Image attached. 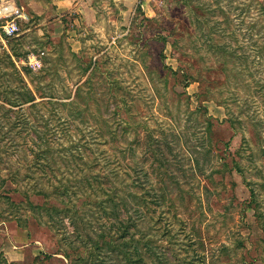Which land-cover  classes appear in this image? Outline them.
Returning a JSON list of instances; mask_svg holds the SVG:
<instances>
[{
    "label": "rangeland",
    "instance_id": "1",
    "mask_svg": "<svg viewBox=\"0 0 264 264\" xmlns=\"http://www.w3.org/2000/svg\"><path fill=\"white\" fill-rule=\"evenodd\" d=\"M61 1L0 0V264H264V0Z\"/></svg>",
    "mask_w": 264,
    "mask_h": 264
},
{
    "label": "built area",
    "instance_id": "2",
    "mask_svg": "<svg viewBox=\"0 0 264 264\" xmlns=\"http://www.w3.org/2000/svg\"><path fill=\"white\" fill-rule=\"evenodd\" d=\"M18 12L17 10L15 11H10L9 16H17ZM19 32V28L17 24L14 21L10 22H5L4 24L0 25V36H14Z\"/></svg>",
    "mask_w": 264,
    "mask_h": 264
},
{
    "label": "trees",
    "instance_id": "3",
    "mask_svg": "<svg viewBox=\"0 0 264 264\" xmlns=\"http://www.w3.org/2000/svg\"><path fill=\"white\" fill-rule=\"evenodd\" d=\"M2 37H6V36H2ZM30 101L33 102V98L30 99ZM6 103H7V102H6ZM9 104H10V109L13 108V107H15V106H19V103L16 102L15 100L9 101L8 105H9ZM2 262H5V261L0 260V263H2Z\"/></svg>",
    "mask_w": 264,
    "mask_h": 264
},
{
    "label": "crops",
    "instance_id": "4",
    "mask_svg": "<svg viewBox=\"0 0 264 264\" xmlns=\"http://www.w3.org/2000/svg\"><path fill=\"white\" fill-rule=\"evenodd\" d=\"M59 2H57V4H62V1L61 0H58Z\"/></svg>",
    "mask_w": 264,
    "mask_h": 264
},
{
    "label": "bare ground",
    "instance_id": "5",
    "mask_svg": "<svg viewBox=\"0 0 264 264\" xmlns=\"http://www.w3.org/2000/svg\"><path fill=\"white\" fill-rule=\"evenodd\" d=\"M11 7H12V6H11ZM0 12H1V11H0ZM2 12H3V11H2ZM1 15H2V14H1ZM1 15H0V16H1ZM3 15H4V14H3Z\"/></svg>",
    "mask_w": 264,
    "mask_h": 264
}]
</instances>
